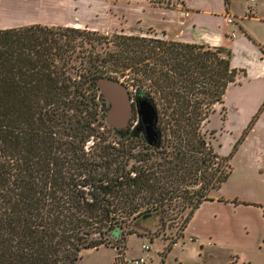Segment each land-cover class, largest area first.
<instances>
[{"label": "trees", "instance_id": "1", "mask_svg": "<svg viewBox=\"0 0 264 264\" xmlns=\"http://www.w3.org/2000/svg\"><path fill=\"white\" fill-rule=\"evenodd\" d=\"M63 30L72 34L62 39L42 24L0 28V264H77L83 250L109 245V234L122 239L125 224L143 234L163 226L170 208L188 209L184 227L230 172L235 144L220 154L205 136L195 139L197 124L243 72L231 65L229 49L114 34L115 47L103 56L87 57L82 47L78 61L88 65L71 74L67 50L96 32ZM126 69L152 103L158 128L176 138L157 177L151 167L161 163L151 156L140 158L145 168L123 171L111 142L85 146L106 128L89 77L121 78ZM216 157L227 168L219 164L213 174L207 167Z\"/></svg>", "mask_w": 264, "mask_h": 264}, {"label": "crops", "instance_id": "2", "mask_svg": "<svg viewBox=\"0 0 264 264\" xmlns=\"http://www.w3.org/2000/svg\"><path fill=\"white\" fill-rule=\"evenodd\" d=\"M175 1V5H161L150 0H0V28L73 25L83 17L96 16L102 4H112L123 21L138 25L137 29L121 30L124 33L150 32L163 39L229 49L231 65L243 72L227 86L220 105H216L223 110L216 126L217 136L225 141L219 152L227 154L235 147L227 177L211 188L201 203L225 200L234 208L248 205L262 212L264 224V0ZM177 10L180 16L175 24ZM229 14L233 22L227 21ZM261 235L264 242V232Z\"/></svg>", "mask_w": 264, "mask_h": 264}, {"label": "rangeland", "instance_id": "3", "mask_svg": "<svg viewBox=\"0 0 264 264\" xmlns=\"http://www.w3.org/2000/svg\"><path fill=\"white\" fill-rule=\"evenodd\" d=\"M150 1L152 3H161V5L176 4L175 0ZM96 12V16L87 19L83 17L80 23L51 26V30L54 33L59 32L64 34L62 35V39L65 38V34H67V32L63 30L65 27L94 30L96 32L93 38L89 39L90 41H85L82 44L76 45L72 52L71 49L67 50V54H72L73 56L70 59L72 66L68 69L71 74L75 71L81 73L85 70L86 65H88L85 63L86 61L82 63L78 61V55L81 54L80 51L82 47L86 48L85 56L87 57L89 55L103 56L108 51L114 49V44L109 41L113 38L114 34H129L121 30H133L138 28L137 24H130L123 21L117 12L112 9V4H102ZM109 13L111 14L108 18ZM175 15L174 23L178 24L177 17L180 16L179 10L176 11ZM130 19L133 20V18ZM88 23H91V25ZM98 35H106L107 41L104 38L98 39L96 37ZM145 36L163 39V37L152 35L150 32L145 33ZM83 39L84 38H81L80 34L77 35L76 40L81 41ZM85 56H83L84 59L87 58ZM120 79L127 83L130 91L133 90L135 80L132 78L129 69L124 71V75ZM215 110H217V112L212 115V119L210 116L208 120H200L201 122L197 124L199 133H197L195 139H198L199 135L205 136L212 144L213 150L220 153L219 149L222 151L223 148H225V141L217 136L219 130L216 126V122L218 120V114L222 113L223 110H219V108L216 109V106ZM217 125H219V123H217ZM211 130H213V133H211L212 135L209 134ZM217 138H219V140ZM118 139V136L106 132L105 134L103 133V136H101V134L89 136L85 146L88 148L99 141L104 144L106 142H111L114 148H117L118 144H121ZM161 139L162 147L160 146L159 151L147 149L143 146V142L139 140L128 139L124 141L127 148L128 146L133 148H130V153L144 154H137L140 156L139 157L132 156L128 153L127 157L125 152L118 150L116 152L118 156L116 157L117 161H115L116 165L119 164L123 171L131 170V168L139 166L145 168V164H142L143 160H140V158L151 156V160L161 163L158 168L157 166L151 167V172L157 177L161 174L159 169L163 168L162 164L164 160H169L171 158L172 144L176 142V138L171 137L169 134L167 135V130L163 132ZM219 144L220 146L218 147ZM125 145L124 148H126ZM138 148L140 150L136 151ZM152 150H154V152ZM162 150L164 151L162 152ZM219 164L220 166H224L225 169L227 168L226 159L216 157L207 167V171L216 174V168ZM111 166H113V163ZM183 186L185 187L186 185ZM195 186L197 185H194L192 188H195ZM119 205L122 206V203ZM142 207H144V205L140 206L139 209ZM177 208L178 207L174 209L170 208L168 210L163 226L145 230L144 234L142 233L143 231L140 230L143 229L142 227L139 228L140 233L136 231L130 233L126 232V228H129V226L125 224L123 226L124 228H121L122 230L125 229L122 239L117 241L115 236L109 234V245L101 244L98 247L83 250L77 264H134L133 259L140 256L146 257V264H264V242L262 241L261 235V233L264 232V224L263 219L260 220L262 212L257 210L254 211V209L248 205H239L234 208L233 203L225 200H210L206 203H201L192 211L191 216L187 220L186 227L184 228V236H182L184 216L188 209L178 210ZM171 216H175V218L171 219ZM151 223L152 222H145V224ZM143 242L149 244L148 250H142L141 244Z\"/></svg>", "mask_w": 264, "mask_h": 264}, {"label": "water", "instance_id": "4", "mask_svg": "<svg viewBox=\"0 0 264 264\" xmlns=\"http://www.w3.org/2000/svg\"><path fill=\"white\" fill-rule=\"evenodd\" d=\"M89 83L98 87V100L105 99L104 121L114 127L123 128L128 124L132 112V103L128 86L119 77L106 74H94L89 77ZM142 114L147 122V128L152 129V121L156 117L154 107L149 102H141ZM217 106L220 102L216 103ZM119 231L116 235L118 236Z\"/></svg>", "mask_w": 264, "mask_h": 264}, {"label": "flooded vegetation", "instance_id": "5", "mask_svg": "<svg viewBox=\"0 0 264 264\" xmlns=\"http://www.w3.org/2000/svg\"><path fill=\"white\" fill-rule=\"evenodd\" d=\"M88 83H89V79H88ZM125 84L127 85L126 82H125ZM92 86H93V88L96 89V98L98 100V97H97L98 96V87H96L94 85H92ZM128 89H129V87H128ZM129 92H130L131 103H132V112H131V116L128 120L127 126L123 127V128H114V127L108 125L104 121V113H105V107L107 106V101L105 99H102L100 101L98 100V102L100 103L99 113H100L101 119L103 121V124L106 126V128L103 129L102 132L104 134L106 132H109L114 136H118L119 137L118 140L121 142L122 145L118 144V147L115 148L116 152L118 150L125 152V155L127 157H128V153H130L131 149H133L131 146H128V148H127V146L124 144V141H126L128 139L129 140L133 139V140L142 141L143 146L146 147L147 149H154V150L159 151L160 146L162 144L161 137H162L163 132L158 128V126L156 124V117L152 121V129L147 128V122L145 121L143 114H142V111H141L142 110V104H141L142 101L143 102L147 101L149 103H151V102L145 96H143L140 91L136 90L135 85L133 87V90H131V91L129 90ZM123 144L126 146V148H124ZM139 150L140 149L138 148V150H136V151H139ZM154 150H152V151L154 152ZM130 154L132 156H139L137 154H144V153H136V154L130 153Z\"/></svg>", "mask_w": 264, "mask_h": 264}, {"label": "built area", "instance_id": "6", "mask_svg": "<svg viewBox=\"0 0 264 264\" xmlns=\"http://www.w3.org/2000/svg\"><path fill=\"white\" fill-rule=\"evenodd\" d=\"M233 20H234V17L229 14L227 16V21L228 22H233ZM141 248H142L143 251L148 250L149 249V244L146 243V242H143L141 244ZM133 261H134V264H146V257L145 256H140L138 258L133 259Z\"/></svg>", "mask_w": 264, "mask_h": 264}]
</instances>
